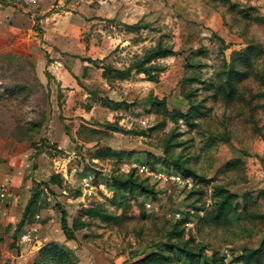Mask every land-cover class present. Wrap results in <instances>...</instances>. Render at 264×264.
I'll list each match as a JSON object with an SVG mask.
<instances>
[{
	"label": "rangeland",
	"instance_id": "rangeland-1",
	"mask_svg": "<svg viewBox=\"0 0 264 264\" xmlns=\"http://www.w3.org/2000/svg\"><path fill=\"white\" fill-rule=\"evenodd\" d=\"M81 1L0 3V171L54 211L24 246L21 231L12 237L15 205L0 204V264L31 251L33 264H264V0H129L119 25L91 26L119 39L106 62L124 68L155 48L173 55L150 62L156 80L108 72L105 87L94 67L71 86L51 72L65 53L43 41L41 10L66 9L59 26L79 29ZM128 12L133 31L121 25ZM176 164L191 188L160 198L121 184L154 187L137 167ZM88 173L105 188L84 196Z\"/></svg>",
	"mask_w": 264,
	"mask_h": 264
},
{
	"label": "crops",
	"instance_id": "crops-1",
	"mask_svg": "<svg viewBox=\"0 0 264 264\" xmlns=\"http://www.w3.org/2000/svg\"><path fill=\"white\" fill-rule=\"evenodd\" d=\"M94 1H95V4L93 6L92 2H94ZM126 2L129 3V0H82L81 2H78L79 3L78 8L80 11V16L77 19H75V21L79 22V29L74 28L71 25L68 27H66L65 25H63L62 27L59 26L61 23V19L59 17H62V18L64 17L62 15V12H65L66 9L60 10L62 12H51V13L47 14L46 12H48L50 10V7L49 6L43 7L41 10V14H45V15H43V17H41V19H40L41 26L43 28L42 39L44 42L47 43V45H49V47H51V48L55 47L57 50H59V52L65 53V54H63L64 56H62V55L60 56L62 60L59 62L60 64L56 65L54 70L51 71L52 74H55L56 76L58 75L57 77L61 76V78L65 79L66 83H68L69 86H71L72 85V83H71L72 82V76L75 79L76 78L81 79V77H84V76L88 77L89 76L88 73L90 74V72H91V67H94L91 63H89L87 61H81L79 56L80 57H90L93 60H100L103 63L111 64V63L106 62V61H107V55L109 53V51L107 52L108 47H109V42L112 41L111 39L113 36L110 34H104V30H102L101 28L98 29L97 31H100L103 34L100 35V34L93 33L91 26L94 22H97V21L106 22V20H101V18H103V17L117 18L116 24L119 25L120 22L118 21V18L120 16V14H119L120 6L122 7V4H124ZM72 6L75 7V5H72ZM69 14H71V12H69ZM19 15L22 18L26 17L27 19H25V21L29 20L28 16L24 15L23 13H20ZM133 17L134 16L130 15L128 12V17L121 18V20L123 22L125 21L126 23H122L121 25L126 26V25L135 24V23H132L134 21H131L133 19ZM53 19H57V22L53 23L52 22ZM23 20H24V18H23ZM110 27L113 28V26H111V25H110ZM127 29H128L127 31H133L129 28H127ZM83 32H86L85 38L83 37L84 35H81ZM113 38L116 42H119V39H117V37H113ZM75 48H79L80 50L78 51ZM81 52H83L84 54H82ZM67 67L69 68V70L67 69ZM94 68H96V67H94ZM96 69L101 70L100 76H101L102 80L104 79V83L101 80L103 86L104 87L106 85L109 86V84L107 83V81L105 80V78L102 75V68H96ZM134 73H135V71L132 70L131 75ZM138 74H143L144 78L146 77L144 75V73H142V72H140ZM130 77L131 76H129L128 78H130ZM145 79L148 80L147 78H145ZM123 80H125V79H123ZM64 87H66V86H64ZM83 88L85 91L88 92V90L85 87H83ZM58 117L59 116L57 114L56 118L59 119ZM3 170H4V168L2 167V171ZM2 171H0V181H4V180L8 181L9 180L8 173H6L5 171H3V172ZM30 191H31V188L29 187V188H27V192L23 193V190L19 189V187H18L16 192L14 190L15 196L9 202H7L8 204H11L10 205L11 207L9 206L10 210L13 211L14 210L13 206L15 205L16 210L18 211L17 220L15 221L16 223L21 218L24 207H25V205L28 201V198L30 196ZM50 213H51V216L54 215L53 209L50 206H44L42 204V206L37 208L36 212L34 213L32 221L27 222L24 225V231H29L32 235L33 232H31V231L35 230V227L37 229V227L41 225V222H43V219H47L50 216ZM50 220H52V219H50ZM32 236L35 237L34 235H32ZM56 242L61 243V242H63V240H58ZM66 242H68V240ZM26 244L27 243H24V246H26ZM31 252L30 253L32 254V256L29 260L26 259L23 261L21 259L22 255L20 254L14 258L15 262L18 263V261L20 260L21 264H32L34 253H33V251H31ZM9 254H11V253L9 252ZM14 259H13V262H14Z\"/></svg>",
	"mask_w": 264,
	"mask_h": 264
},
{
	"label": "trees",
	"instance_id": "trees-1",
	"mask_svg": "<svg viewBox=\"0 0 264 264\" xmlns=\"http://www.w3.org/2000/svg\"><path fill=\"white\" fill-rule=\"evenodd\" d=\"M1 1L2 0H0V3H2ZM126 28L133 30V29L137 28V26L135 23L133 25H127ZM167 55H173V52L171 51V49H169V48L168 49L155 48L153 50H150L147 54H145V56L142 59H140V60L137 59L136 61H134V63H132V65L129 64L127 67L121 68V69H118V68L112 66L111 64L103 63L100 60H93L90 57H80L79 56V58L81 59V61H87V62L91 63L96 68H102V75L108 83V77H107L108 72H115L116 73V76H115L116 79L123 80V79H126L129 76H131L132 70H134L137 73H140V72L144 73V75L146 76V78L148 80H156L155 79L156 77H154L152 75L153 72H155V70H154L155 67H151V65H149V64L153 59L158 58V57H162V56H167ZM191 80H193V77H191ZM150 97L151 96H148L147 99L145 98L143 103L150 104L151 106H155L157 104L162 103L156 97H152V99ZM102 102H103V104H105L108 107H111L112 109H117L118 105L120 104L119 102L111 100V99H107L106 97H104L102 99ZM116 129L122 130L119 127H117ZM163 166L166 167L167 165H163ZM168 167H170V166L168 165ZM152 169H154V168H152ZM170 170L180 174L184 178H189V176H190L189 171L186 170L182 165L177 166V164H176L174 166V168L173 169L171 168ZM145 180L144 179L139 180L136 177L134 179H132L131 177H129L128 179L124 180V183H121V184L122 185L128 184L129 186L136 187L142 194L150 195L151 197L155 196L156 192L154 190V187H149L147 185V183L145 182ZM119 184H120V181H115V184H111V185H112V188L114 187L113 189H116V188H119V186H118ZM41 206H42L41 204L39 205V201L34 202V196L32 195V193L30 191V196H29L28 201L24 207L21 218L15 224V227L13 229V232H12L13 238L16 237V234L19 233L20 231H21L20 232L21 234L24 232V225L27 222L32 221L34 213L36 212L37 208H39ZM59 224H60V228H61V231H62L65 239L66 240L72 239V236H70V235L68 236L66 234L68 226H67L66 216H65L64 211H62L61 216L59 218ZM52 243H56V242H52ZM33 263H34V259L32 261V264Z\"/></svg>",
	"mask_w": 264,
	"mask_h": 264
},
{
	"label": "built area",
	"instance_id": "built-area-1",
	"mask_svg": "<svg viewBox=\"0 0 264 264\" xmlns=\"http://www.w3.org/2000/svg\"><path fill=\"white\" fill-rule=\"evenodd\" d=\"M140 174H145L150 177L154 183V190L156 196L164 198L170 191L172 186L177 189H187L192 187V180L190 178H184L180 174L173 172L166 167H156L149 169L146 165H139L137 167ZM81 191L84 196H90L94 193L95 189H104L105 185L99 183L94 184V175L92 173L84 174L79 179ZM15 196V192L12 186L4 181L0 182V204L9 202ZM33 236L29 231H24L20 235V240L23 243L32 241ZM227 254V253H226ZM226 260V257L224 258Z\"/></svg>",
	"mask_w": 264,
	"mask_h": 264
},
{
	"label": "water",
	"instance_id": "water-1",
	"mask_svg": "<svg viewBox=\"0 0 264 264\" xmlns=\"http://www.w3.org/2000/svg\"><path fill=\"white\" fill-rule=\"evenodd\" d=\"M37 242H39V241H37Z\"/></svg>",
	"mask_w": 264,
	"mask_h": 264
}]
</instances>
